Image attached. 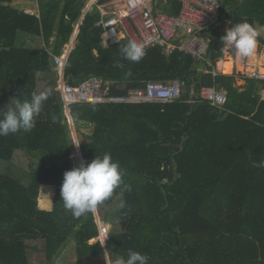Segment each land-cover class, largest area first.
<instances>
[{
    "label": "trees",
    "instance_id": "trees-1",
    "mask_svg": "<svg viewBox=\"0 0 264 264\" xmlns=\"http://www.w3.org/2000/svg\"><path fill=\"white\" fill-rule=\"evenodd\" d=\"M18 0H0V112L10 102L50 91L30 132L0 137V264H56L74 243L77 264L109 255L112 264L129 250L148 264H264V81L205 74L204 63L150 49L139 62L123 58L128 39L102 46L99 7L113 0L36 1L27 13ZM231 24L247 21L264 38V0H221ZM159 8L178 16L180 3ZM68 56L64 81L78 86L91 77L125 96L150 81H182L187 91L172 104H74L83 164L110 153L130 190L117 189L95 212L74 218L60 195L66 171L76 168L75 143L64 101L57 91L61 56L80 23ZM231 26V25H230ZM225 31L213 30L211 61L216 67ZM204 87H220L227 103L220 111L199 100ZM193 100L194 103L188 101ZM36 162L32 172L13 162L17 152ZM54 187L52 210L40 207L42 187ZM110 226L109 241H94L99 225Z\"/></svg>",
    "mask_w": 264,
    "mask_h": 264
},
{
    "label": "built area",
    "instance_id": "built-area-1",
    "mask_svg": "<svg viewBox=\"0 0 264 264\" xmlns=\"http://www.w3.org/2000/svg\"><path fill=\"white\" fill-rule=\"evenodd\" d=\"M177 1L181 9L179 15L174 16L156 10L158 0H122V11L110 12L105 20L98 23L104 30L103 47L115 46L127 39L124 31H128L129 25L134 30V41L143 45L145 54L154 48L161 49L165 57L180 53L211 67L204 70L205 74H211L214 78L219 76L221 72L211 61L214 38L210 33L213 30L226 32L232 22L230 18L223 16L221 0ZM79 27L77 25L76 29ZM68 56L67 50L61 56H54V63L59 71L64 72ZM246 68L242 73L243 78L264 81V72L248 71ZM184 87V82L179 80L150 81L143 89L117 96L112 94L110 82L91 77L78 86L66 84L63 80L57 91L70 114V106L74 104H172L183 99ZM199 100L222 111L227 103V94L216 87H204L200 90ZM261 100L264 102V89ZM109 233L107 226L99 225V235L94 241L105 246L109 241Z\"/></svg>",
    "mask_w": 264,
    "mask_h": 264
},
{
    "label": "clouds",
    "instance_id": "clouds-1",
    "mask_svg": "<svg viewBox=\"0 0 264 264\" xmlns=\"http://www.w3.org/2000/svg\"><path fill=\"white\" fill-rule=\"evenodd\" d=\"M258 33L247 21L233 23L221 37L220 52L232 56L237 62L253 56L258 45ZM124 59L139 62L145 55L143 45L135 41L120 49ZM50 91L33 93L30 100L20 99L10 102L6 111L0 112V137L17 134L20 131L30 132L36 124V119L42 112L44 103L50 96ZM79 147V144H74ZM253 167H264V161H253ZM117 189L130 190L124 183V172L113 160L110 153L97 156L80 167L64 173L60 195L64 208L71 212L74 218L95 212L98 205L110 199ZM115 264H148V257L136 251L129 250L127 257L118 258Z\"/></svg>",
    "mask_w": 264,
    "mask_h": 264
},
{
    "label": "rangeland",
    "instance_id": "rangeland-1",
    "mask_svg": "<svg viewBox=\"0 0 264 264\" xmlns=\"http://www.w3.org/2000/svg\"><path fill=\"white\" fill-rule=\"evenodd\" d=\"M28 0H18L15 5L17 6H21V8H23L25 10V12L27 13H34V10L31 9V7H33V5H30L29 3H27ZM93 2V1H92ZM92 2H90L89 4H91ZM261 28V27H260ZM259 28V29H260ZM261 36H264V29L261 28ZM124 34L126 35V37L128 38V41H130V38L128 37L129 33L127 31H124ZM264 54V49L260 50V44L259 47L257 45V49L255 52L256 56H262ZM247 60V59H246ZM244 60V62L246 61ZM233 61H236L232 56L227 55V57H225L223 59L222 62H224V73L225 74H229L230 71H227L225 68V64L227 63H231ZM241 62L238 63L239 65V69L241 68ZM244 64V63H243ZM61 70L59 71V85L61 84ZM59 87V86H58ZM57 87V88H58ZM67 115L69 116V112L66 111ZM68 122H69V128L71 131V135L73 137L74 143L75 144H79V141L81 142L80 139V135L81 134H90L92 132V125L91 124H79L76 125L75 122H73L72 118L69 116L68 117ZM76 147V145H75ZM74 161L76 163V167H80L81 165H83L81 158H80V152H79V147L75 148V153L73 155ZM13 162L18 165L19 167L25 169L26 171L32 172L36 166V162L34 160H32L30 157H28V155L25 152L19 151L15 154ZM54 194H55V188L54 187H47L44 186L41 189V196H40V207L43 210H52L53 208V201H54ZM101 224V223H99ZM103 225V224H102ZM108 227L109 231H110V226L109 225H105ZM75 244L72 242L69 244V246L67 248H65L62 253L60 254V256L55 260L56 264H73L76 261V256H75V248H74ZM48 264V263H45Z\"/></svg>",
    "mask_w": 264,
    "mask_h": 264
},
{
    "label": "crops",
    "instance_id": "crops-1",
    "mask_svg": "<svg viewBox=\"0 0 264 264\" xmlns=\"http://www.w3.org/2000/svg\"><path fill=\"white\" fill-rule=\"evenodd\" d=\"M92 1H91L92 3L89 4L87 6V8L84 10V13L85 14L91 9V7L93 6V4H95L97 0H92ZM28 2L29 1H27V3ZM167 2L168 1H165V0H158V4L156 6V10L162 11L159 8V6L160 5L161 6L162 5L164 6ZM99 9H100V12H101V14L103 16V19H102V21H103V20H105L107 18V16H108L107 14L108 13H110V12L112 13V12H116V11H122V9H123L122 0H113V1H111L109 3H107L105 6L99 7ZM80 24H81V21H80V23L78 25L80 26ZM228 28L229 27H227L226 29H228ZM261 28H263V27H261ZM261 28L260 29L258 28V31H259V34L260 35H261V31H260ZM127 29H128L127 32L129 33V36H130V41H134L135 40V38H134V30H132L129 25H128V28ZM78 33H79V29H75V31H74V33H73V35L71 37V40H70L69 44L65 48V50H67L69 52V54L75 48V45H76V42H77ZM262 37L264 38V36H262ZM73 45H74V48H72ZM258 47H259V41H258ZM225 57H227V54H225V56L217 63L216 67L218 68V70L221 72L222 75H227V76L234 77L236 79V86H238V87H243L245 85L246 79H249V78H243L242 77V73L244 72L245 67H247L246 70H248V71H253V70L256 71V70H258L260 72H262V71L264 72V54L261 57L260 56H256L254 54L253 56L247 58V60L245 62L244 61H241V64L240 65H241V68L242 69H239V65H238L239 62H237V61L231 62L232 68H231L229 74H225L224 73V62H222V61H223V59ZM252 58H254V59H252ZM63 80H64V72H61V82ZM263 89H262V91H263ZM185 90L186 89L184 87V93L187 92ZM262 91H261V93H262ZM79 152H80V148H79ZM80 158H81V161L83 163V160H82V157H81V152H80ZM97 222H98V225H101L102 224L99 220ZM99 223H101V224H99ZM91 243H94V240L91 241ZM34 264H39V263L34 262ZM73 264H77V260ZM81 264H112V263L110 261L109 255L106 253L105 254V257H100V258H96V259H93V260H89V261H86V262L81 263Z\"/></svg>",
    "mask_w": 264,
    "mask_h": 264
},
{
    "label": "bare ground",
    "instance_id": "bare-ground-1",
    "mask_svg": "<svg viewBox=\"0 0 264 264\" xmlns=\"http://www.w3.org/2000/svg\"><path fill=\"white\" fill-rule=\"evenodd\" d=\"M69 50V49H68ZM255 58V57H254ZM254 58H252V59H254ZM225 68H226V70L227 71H230L231 70V68H232V64L231 63H227L226 65H225ZM263 72V71H262Z\"/></svg>",
    "mask_w": 264,
    "mask_h": 264
},
{
    "label": "water",
    "instance_id": "water-1",
    "mask_svg": "<svg viewBox=\"0 0 264 264\" xmlns=\"http://www.w3.org/2000/svg\"><path fill=\"white\" fill-rule=\"evenodd\" d=\"M30 5H37V2L36 1H29L28 2ZM85 13H83V16H84ZM218 89H220V87H218Z\"/></svg>",
    "mask_w": 264,
    "mask_h": 264
}]
</instances>
